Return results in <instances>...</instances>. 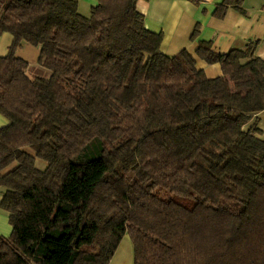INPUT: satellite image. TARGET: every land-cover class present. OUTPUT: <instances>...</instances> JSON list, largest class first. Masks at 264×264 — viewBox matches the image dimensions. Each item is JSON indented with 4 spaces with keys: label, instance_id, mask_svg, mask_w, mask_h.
<instances>
[{
    "label": "trees",
    "instance_id": "16d2710c",
    "mask_svg": "<svg viewBox=\"0 0 264 264\" xmlns=\"http://www.w3.org/2000/svg\"><path fill=\"white\" fill-rule=\"evenodd\" d=\"M140 0H0V264H264V60L256 44L161 51ZM244 0H224L243 12ZM197 25L191 40L200 36ZM40 49L49 78L17 55ZM40 160L44 169L37 166Z\"/></svg>",
    "mask_w": 264,
    "mask_h": 264
},
{
    "label": "crops",
    "instance_id": "0c3cea01",
    "mask_svg": "<svg viewBox=\"0 0 264 264\" xmlns=\"http://www.w3.org/2000/svg\"><path fill=\"white\" fill-rule=\"evenodd\" d=\"M99 0H79V12L90 16L91 10ZM224 0H140L138 10L145 16L146 28L152 32L164 34L161 51L167 55H176L187 50L197 60V67L206 75L215 79L222 75L219 64L209 65L197 57L200 42H211L213 50L219 54H228L234 50H245L256 44L253 54L264 60V0H244L242 11L228 8L224 18L214 17L216 6ZM201 25L200 36L191 37ZM13 42L10 33L0 35V56L8 54ZM17 55L26 63V74L31 80L49 78L51 71L39 63L40 49L23 44ZM9 124L0 114V127ZM257 127L264 132V112L253 116L245 127ZM0 194V236L9 237L12 226L9 213L1 208ZM110 264H134V247L129 236H125Z\"/></svg>",
    "mask_w": 264,
    "mask_h": 264
},
{
    "label": "rangeland",
    "instance_id": "374dc122",
    "mask_svg": "<svg viewBox=\"0 0 264 264\" xmlns=\"http://www.w3.org/2000/svg\"><path fill=\"white\" fill-rule=\"evenodd\" d=\"M37 166L40 168V169H44L46 167V164L43 163L42 161L38 160L37 161Z\"/></svg>",
    "mask_w": 264,
    "mask_h": 264
}]
</instances>
